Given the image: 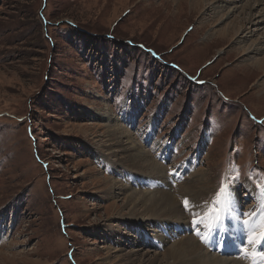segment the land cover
<instances>
[{
  "label": "rangeland",
  "instance_id": "obj_1",
  "mask_svg": "<svg viewBox=\"0 0 264 264\" xmlns=\"http://www.w3.org/2000/svg\"><path fill=\"white\" fill-rule=\"evenodd\" d=\"M178 1L0 0V264H166V250L190 235L212 258L252 264L241 250L208 245V235L227 230L245 247L246 229L229 219L259 221L264 68L251 67L242 48L264 39V5L252 11L258 31L239 42L248 0ZM234 19L239 34L218 35ZM111 125L162 173L153 177L132 167L126 151L109 149ZM198 178L207 193L190 191ZM113 180L127 191H109ZM222 181L231 202L219 220L197 225ZM164 186L183 222L157 223L142 208L129 214L128 193ZM249 212L257 215H241Z\"/></svg>",
  "mask_w": 264,
  "mask_h": 264
},
{
  "label": "bare ground",
  "instance_id": "obj_2",
  "mask_svg": "<svg viewBox=\"0 0 264 264\" xmlns=\"http://www.w3.org/2000/svg\"><path fill=\"white\" fill-rule=\"evenodd\" d=\"M180 1H182V0H179L178 2H180ZM190 1L193 5H195V7H199L201 5L200 0H190ZM196 1H197V4H196ZM238 1L239 0H232L231 2H232V4H234V3H237ZM255 3H257L258 5H260V4L264 5V0H248V1H246L245 4L242 5V8H244L243 11H245L244 13L247 16L244 17L245 24H244L243 20L241 22L242 23L241 25H243L242 26L243 28L241 30L243 34L239 37L240 38L239 42L245 41L246 38H248L251 35L252 36L255 35V33L258 31L257 27L260 24L261 20L259 19V17L252 14V11L254 9H256ZM214 8H216V6ZM235 9H237L236 5H234V7L229 10V13H228L229 17L232 14H234ZM245 9L251 10V12L249 11L247 13L246 12L247 10H245ZM260 16H262V18L264 20V7L260 11ZM238 24H239V20H237V19L232 20V24L228 25V27L226 29H223V31H220V34H218V35L223 36V38H225V37H228L229 35L234 36L236 34H239L241 27ZM263 44H264V39H261L258 46L256 45L255 47H252L250 45V47L248 46L247 48H242V51L246 52V54H248V55H251V57H250L251 61L249 63L251 65V67L256 66L258 68H264V56L261 58H254L252 56V54H254V52H257V50L264 49ZM112 128H113V126H112ZM121 129H122V127H121ZM122 131L118 130L117 128H113L110 130V136H112L114 138L113 139L114 142L112 143V145L109 144V149L114 150V152L126 151L127 155H129V160L133 164L132 167H139V168L143 169L147 174H150L153 177H154V175L162 173V167H161L162 165L160 163H158L157 160H154V158L151 157L147 151L142 150L141 145L139 143L133 144L131 142H128L127 140H124V137H126L127 134H124V132H122ZM117 144H119V146H118L119 151L115 150V146ZM126 160H128V159H126ZM156 181H159V180H155L154 184L156 183ZM196 181H197L196 183L200 182L201 185H193L190 183L192 186L190 191H192V193H196L195 195H200L201 193H203V190L205 189V184H204L205 179L204 178H198ZM166 183H167V181H166ZM162 184L165 185V183H162ZM116 185L118 186L121 184H119V182L114 181L111 184V187H110L111 189L109 191L113 192L117 187ZM203 185H204V187H203ZM121 187H123L125 189V191H127L126 189H128V188H126V186L121 185ZM163 188H165V189H163ZM163 188H161V189L156 188V189H160V191H157V192H155V191L151 192L150 191L149 193H147L144 191L143 193H139L137 191H132L131 193H128L126 195L125 208H128L129 214L131 216L133 214H135V215L138 214L137 213L138 210H140V208H142V212L145 214V216L147 218H149V217L155 218L157 223L160 222V223L164 224V220H167V219H170L174 223H177L178 221L183 222V221H181V219L183 218V212H182L183 210L180 207L181 206L180 202L178 201L177 197L173 194V192H171L169 187L164 186ZM197 190H202V191L199 192ZM205 193H207V191H205ZM191 198H192V196H191ZM194 199H193V201H195ZM196 199H198V198H196ZM193 208L194 207H192L191 210H193ZM202 209H203V206H202ZM194 211H196V210L194 209ZM199 211H201V210H199ZM197 212H195V213H197ZM192 213H194V212H191V214ZM120 214L123 216L124 212L121 211ZM141 216H143V215H141ZM200 216L201 215L198 214L195 219H199L198 217H200ZM135 218H141V217L136 216ZM236 219L239 220L240 225H238V222H236ZM229 221L232 222L234 225L239 226L241 229L245 228V227H243V225H241L242 223H241L238 216L234 215L232 218L229 219ZM174 223H172V224L170 223L171 226ZM233 224H230L226 228H223V229L231 228V226ZM257 224H258V221L252 220V226L253 227H255ZM121 228L118 226V229H121ZM234 228H235V226H234ZM214 231H217V230H214ZM214 231H212L208 235L210 238L209 244H212V242H215L216 240H219V241L223 240L224 235H226V234H227V240L228 241H234V239L228 238V236H230V234L232 232L227 231V233L223 234V233H218V232H214ZM233 231H234V229H233ZM162 232H164V231H162ZM237 234H239V233H237ZM156 235H158V234H156ZM160 237L165 238L166 236H164V233H161ZM135 238H136V236L134 238H130L132 243L136 242ZM229 244L235 245L233 242H230ZM260 247L264 248V244L254 245V248H260ZM204 250H205L204 247L200 243H198L196 237L191 236V235L186 236V237L182 238L180 241H178L177 243L176 242L173 243L166 250L164 257L166 259H170L171 262L169 261V263H166V262L165 263L166 264H230L231 263V261L228 262V260L223 261L222 259H218L217 256L212 258V256H210L208 254V252L206 250L205 251ZM118 251L121 252L122 248L118 249ZM140 251L141 250H139V249H134V250H130V252H128V253H131L130 255L134 256L136 254H140ZM144 255H148V253H146ZM132 256H130V259H132ZM150 259L155 261L159 258L157 256L156 257L154 256L153 258H150ZM229 260H231V259L229 258ZM236 264H240V263L238 262Z\"/></svg>",
  "mask_w": 264,
  "mask_h": 264
},
{
  "label": "snow or ice",
  "instance_id": "obj_3",
  "mask_svg": "<svg viewBox=\"0 0 264 264\" xmlns=\"http://www.w3.org/2000/svg\"><path fill=\"white\" fill-rule=\"evenodd\" d=\"M235 179H239L236 176ZM230 186L225 185L221 182L219 190L216 193V197L213 201V206L205 213V215L200 216L199 219L194 218V223L199 225L201 222L209 219L210 217H215L216 220L220 219L221 212L223 208L221 205H226L231 202V192L229 190ZM261 199L258 201V207L260 209L258 224L253 227L251 219H243L241 223L246 229L247 243L245 247L241 249L244 256L252 260V264H264V250L259 248H254V245L264 244V185L260 187ZM186 210L190 208V202L187 198L183 201ZM245 217H254L257 214L254 212L241 213ZM196 235L201 238L202 241L207 240L206 235H201V231L197 230Z\"/></svg>",
  "mask_w": 264,
  "mask_h": 264
}]
</instances>
